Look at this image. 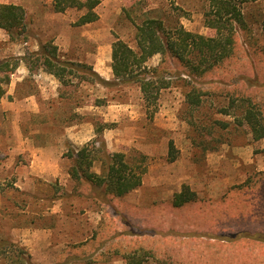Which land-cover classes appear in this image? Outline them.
Listing matches in <instances>:
<instances>
[{"label":"rangeland","instance_id":"374dc122","mask_svg":"<svg viewBox=\"0 0 264 264\" xmlns=\"http://www.w3.org/2000/svg\"><path fill=\"white\" fill-rule=\"evenodd\" d=\"M0 3L21 5L29 30L26 42H12L0 29V60L11 62L27 49L35 50L39 41L52 40L63 58L90 64L108 81L113 80L112 42L121 39L134 48L135 26L145 17L162 19L166 28L178 24L194 33L212 34L203 23L206 0H101L95 8L97 19L84 26L74 25L80 12H54L52 0ZM241 8L249 21L248 41L253 48H264V34L253 17L262 1ZM243 40L238 34L235 72L255 74L263 94L264 65L259 69V63L248 62L242 54ZM159 58L154 55L148 64L156 65ZM198 85L210 87L201 81ZM2 86L0 236L13 240L11 229H24L20 236L28 239L29 248L24 247L33 264H126L123 254L138 248L148 252L145 264H264L260 141L255 150L249 134L229 128L221 132L225 142L216 150L205 151L193 142L196 136L183 119L185 89L179 80L172 79L160 92L151 119L138 88L131 84L81 83L71 97L61 100V86L53 76L40 69L30 73L20 61ZM213 87L228 88L220 83ZM95 98H102L103 104L93 105ZM210 99L214 108L226 104L207 98L201 112L218 118L208 106ZM75 100L81 107H74ZM95 121L110 124L102 133L109 151L123 152L146 167L136 190L107 205H99L71 180L63 157L69 147L78 148L95 137ZM245 145L251 146V153L241 149ZM36 147H52L60 155L55 180L29 173ZM94 169L99 170L97 163ZM184 184L197 200L175 208L170 200ZM35 229H45L44 234L35 235ZM81 242L82 257L71 249Z\"/></svg>","mask_w":264,"mask_h":264},{"label":"trees","instance_id":"16d2710c","mask_svg":"<svg viewBox=\"0 0 264 264\" xmlns=\"http://www.w3.org/2000/svg\"><path fill=\"white\" fill-rule=\"evenodd\" d=\"M257 1H262V8L257 16L253 17L264 34V0H206L203 23L212 31L211 35L194 33L178 24L166 28L162 19L143 18L135 26L134 48L121 39L112 42L111 81L101 78L90 64L63 58L52 40L39 41L35 50L27 49L23 56L13 59L12 63L0 60V98L5 93L2 84L9 83L10 75L22 61L30 73L40 69L53 76L60 83L61 100L71 97L72 91H76L81 83L96 81L113 85H135L144 102L146 115L151 119L157 110L160 92L170 86L172 79H177L185 89L183 119L196 136L193 142L202 145L205 151L216 150L225 142L221 132L232 128L249 134L250 143L256 150L259 140L264 137L263 94L258 91L260 85L255 74L250 77L244 75V72H235V61H239L240 34L245 44L242 54L248 62L251 65L259 63V69L264 65V48H253L252 43L248 41V35L251 33L249 21L241 8L242 4ZM100 2L101 0H52L51 5L54 12H64L68 9L80 12L74 25L81 26L97 19L95 8ZM248 14L250 16V13ZM0 29L4 30L10 41L26 42L29 30L24 8L14 3H0ZM154 55H159L158 63L149 65L148 60ZM230 66H233V70L228 69ZM200 81L210 87L203 89L198 85ZM216 83L228 88L222 90L220 87H213ZM212 97L226 103L214 108L211 99L208 102V106L213 110L212 114L219 115L220 118L201 112L206 99ZM101 104L102 98H95L93 101V105ZM74 107H81L79 100H75ZM93 124L95 137L78 148L69 147L63 157L68 160L66 170L71 180L77 183L80 189L86 188L87 196L99 205H107L138 188L146 167L128 160L123 152L109 151L102 132L110 124L96 121ZM170 147L172 148V144ZM96 162L98 172L93 170ZM195 200V192L184 184L180 191L173 194L170 203L179 208ZM83 246L81 242L71 245V249H76V253L82 257ZM77 249L80 252H77ZM123 255L126 264H145L148 252L138 248ZM0 264L33 262L23 245L8 236H0Z\"/></svg>","mask_w":264,"mask_h":264},{"label":"crops","instance_id":"0c3cea01","mask_svg":"<svg viewBox=\"0 0 264 264\" xmlns=\"http://www.w3.org/2000/svg\"><path fill=\"white\" fill-rule=\"evenodd\" d=\"M90 23H92V22H90ZM90 23H86V24H83L81 26H84V25H87ZM111 74H112V71H111ZM263 92H264V90H263ZM262 97L264 99V93H263ZM74 124H77V123H74ZM79 127L81 128V126H79ZM104 130H107V129L106 128L103 129V132H102L103 135H105ZM259 141H260L261 149L264 150V137L261 138ZM241 149H244V152H249V153H251V151H252V148L250 145H245ZM240 150H237V153H239ZM31 151L32 152L30 154V159H29L30 164L28 166L29 167V169H28L29 173H31L37 177L43 178V179L55 180L57 175H58V172H59L58 161L60 159V155L58 154V152H56L52 147H36V148L32 149ZM249 159H251V157H249L248 160ZM247 163H250V162H247ZM94 168H95V163L93 165V170L96 171ZM258 170H259L258 172H260V173L263 172V174H264V157H263L262 162L259 165ZM96 172H98V171H96ZM263 181L264 180H261V182H263ZM134 190H136V189H134ZM260 210L262 211L263 209H260ZM23 230L24 229L19 228V227H13L10 231V234L12 235L14 241L20 242L21 245L29 248V244L27 242L28 239H26V237L20 236L21 233H24ZM40 230H42V229H35V232H34L35 235H39V233L44 234L45 229L42 232H40ZM48 230L49 229H47V231ZM45 245L47 246L48 243H46Z\"/></svg>","mask_w":264,"mask_h":264}]
</instances>
